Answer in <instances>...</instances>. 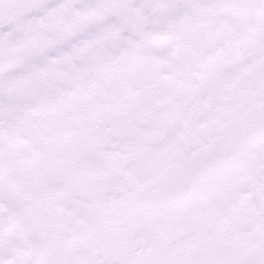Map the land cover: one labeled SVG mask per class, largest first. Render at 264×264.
Returning <instances> with one entry per match:
<instances>
[{"label": "snow or ice", "instance_id": "snow-or-ice-1", "mask_svg": "<svg viewBox=\"0 0 264 264\" xmlns=\"http://www.w3.org/2000/svg\"><path fill=\"white\" fill-rule=\"evenodd\" d=\"M0 264H264V0H0Z\"/></svg>", "mask_w": 264, "mask_h": 264}]
</instances>
